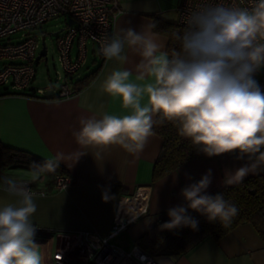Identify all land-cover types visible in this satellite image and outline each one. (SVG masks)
<instances>
[{
  "label": "clouds",
  "instance_id": "obj_1",
  "mask_svg": "<svg viewBox=\"0 0 264 264\" xmlns=\"http://www.w3.org/2000/svg\"><path fill=\"white\" fill-rule=\"evenodd\" d=\"M183 22V31L174 33L179 50L171 53L153 23L138 32L121 28L99 40L100 54L123 66L106 76L100 90L119 99L127 114L80 116L79 127L71 130L78 147L43 163L33 161L34 179L54 173L61 162L71 167L89 153L100 158L114 145L138 154L154 135V125L165 121L206 157L229 154L245 161L224 170V185L241 183L264 165V90L255 78L264 69V0H249L247 6L204 2ZM130 57L137 58L131 68L126 66ZM212 177L208 169L181 189L187 205L168 209L170 220L161 231L198 230L199 221L188 209L224 227L232 223L238 208L223 193L207 194ZM0 193L14 198L0 203V264H44L32 219L36 194L27 181L12 176L0 177Z\"/></svg>",
  "mask_w": 264,
  "mask_h": 264
},
{
  "label": "crops",
  "instance_id": "obj_2",
  "mask_svg": "<svg viewBox=\"0 0 264 264\" xmlns=\"http://www.w3.org/2000/svg\"><path fill=\"white\" fill-rule=\"evenodd\" d=\"M116 1L121 12L115 22L114 33L121 28H132L138 32L143 25L153 23L154 15L174 22L179 4L178 0L174 10L167 11L162 0ZM158 34L168 43L166 35ZM136 59L130 57L126 66L131 68ZM120 67L123 66L119 62L105 58L97 75L85 87L65 98H56V91L51 98L39 99L27 95V92L0 89V143L27 151L43 160L54 157L57 152L74 151L78 146L71 130L79 127L80 116L100 118L104 113L127 114L119 99L100 90L106 76ZM84 75L76 76L73 82ZM42 88L52 90L50 85ZM161 146L162 138L154 133L138 154H130L114 145L97 159L89 153L71 167L61 162L59 166L65 171L63 175L70 182L58 190H52V179L47 175L29 179L35 190L44 191L35 192L37 212L32 218L37 226L35 242L47 240L50 235L59 232L95 231L107 236L112 232L120 198L123 197L119 210V215H122L129 211L125 205L128 197L124 196L131 195L137 187H146L149 193L147 213L112 238V242L128 250L159 219L170 220L168 209L181 205L186 207L187 202L181 195L183 187L198 182L211 169L212 183L206 190L210 195L229 186L223 184L225 169L234 170L245 162L229 154L214 159L194 158L152 182L153 165ZM12 169L6 171L7 176L28 179L14 176ZM29 173L28 176L32 177ZM261 173H264V165L247 176ZM105 195L107 200L103 198ZM11 200L14 198L0 193V203ZM52 242L49 238L44 246L49 250ZM168 256L170 264H264V239L252 224L242 223L218 240L206 237L189 252Z\"/></svg>",
  "mask_w": 264,
  "mask_h": 264
},
{
  "label": "built area",
  "instance_id": "obj_3",
  "mask_svg": "<svg viewBox=\"0 0 264 264\" xmlns=\"http://www.w3.org/2000/svg\"><path fill=\"white\" fill-rule=\"evenodd\" d=\"M204 2L247 6L249 0H179L174 23L186 26L183 17ZM120 12L116 0H0V61H19L0 65V89L27 92V95L39 99L53 97L54 91L56 98L75 94L77 89L73 80L87 63L88 43L92 44V55L104 60L99 52V40L114 34ZM60 15L68 17L66 26L58 32L55 41L60 66L56 77L60 85L57 89L50 85L53 92L46 95V88L34 87L33 84L40 41L30 31L51 17ZM71 19L73 22L70 23ZM18 33L17 40L11 41V36ZM255 78L264 90V69ZM20 180L27 181L34 193L44 192L35 190L32 180ZM69 182L66 175H57L52 190L65 188ZM124 197H128L125 205L129 211L119 216L121 197L109 235L103 236L95 231L59 232L48 237L53 240L49 250L44 246L48 239L37 243L41 245L44 264H170V256L166 254H150L136 244L126 250L112 242L114 235L148 210L149 193L146 187H137L131 195Z\"/></svg>",
  "mask_w": 264,
  "mask_h": 264
},
{
  "label": "trees",
  "instance_id": "obj_4",
  "mask_svg": "<svg viewBox=\"0 0 264 264\" xmlns=\"http://www.w3.org/2000/svg\"><path fill=\"white\" fill-rule=\"evenodd\" d=\"M153 24L156 25L155 31L167 36L169 53L179 50V41L175 39L174 33L182 32L185 26L168 22L157 15H154ZM99 61L94 70L75 82L77 90L85 87L97 75L104 60L99 59ZM156 119L159 118L156 117ZM153 132L162 138V146L154 161L152 182L190 159L217 158H208L199 153L188 139L178 134L177 126L171 122L165 121L155 124ZM33 161L43 163L45 160L27 151L4 146L0 143V177L7 176L6 171L16 167L29 170V165ZM64 172V169L59 166L54 173L46 172L44 175L52 179V186L55 176L64 174ZM217 193H223L224 198L238 208V215L233 218L229 226L224 227L219 222H209L205 216L188 209V214L199 221L198 230L193 231L183 227L172 231H161L159 226L168 221L159 219L153 227L135 240V244L150 254L182 255L189 252L206 237L218 240L242 223L252 224L264 239V173L247 176L241 183L215 190L210 195Z\"/></svg>",
  "mask_w": 264,
  "mask_h": 264
},
{
  "label": "rangeland",
  "instance_id": "obj_5",
  "mask_svg": "<svg viewBox=\"0 0 264 264\" xmlns=\"http://www.w3.org/2000/svg\"><path fill=\"white\" fill-rule=\"evenodd\" d=\"M163 4L167 11L174 10V7L178 0H162ZM68 21V17L65 15L55 16L48 19L46 22H44L42 25L36 27L35 29H32L30 31L31 34L36 35L39 38L40 46L37 49V54L40 51L42 38L44 36V42L47 49L46 58L41 57L40 60L36 61V78L34 80V87H45L51 85L55 89H57L60 85V80L56 77V70L60 69L59 62H58V54L57 50L55 48V41L56 37L59 35L57 32L59 29L64 28L66 26V23ZM20 36V33L11 36V41L17 40V38ZM91 43H88L89 52L87 55V63L84 67H82L79 71V75L88 74L92 70L96 68V64L98 65V57L93 56L91 52ZM92 59L95 60V62H92ZM18 60H1L0 65L4 63H18ZM30 171H27L23 168H13L12 173L14 176L18 177H25L28 179H32L33 177L28 176V173ZM30 174V173H29ZM30 177V178H29ZM40 252L42 254V248H40Z\"/></svg>",
  "mask_w": 264,
  "mask_h": 264
},
{
  "label": "water",
  "instance_id": "obj_6",
  "mask_svg": "<svg viewBox=\"0 0 264 264\" xmlns=\"http://www.w3.org/2000/svg\"><path fill=\"white\" fill-rule=\"evenodd\" d=\"M71 22H73L72 19L70 20V23ZM61 31H62V28L59 29L57 32H61ZM46 54H47V49H46V46H45L44 36H43L40 51L38 52V54L36 55V58H35L36 61L40 60L41 57H45L46 58ZM52 92H53L52 90L45 91V94L46 95H51Z\"/></svg>",
  "mask_w": 264,
  "mask_h": 264
},
{
  "label": "bare ground",
  "instance_id": "obj_7",
  "mask_svg": "<svg viewBox=\"0 0 264 264\" xmlns=\"http://www.w3.org/2000/svg\"><path fill=\"white\" fill-rule=\"evenodd\" d=\"M125 213H126V212H125ZM125 213H124V214H125ZM124 214H122V215H124ZM119 216H121V215H119Z\"/></svg>",
  "mask_w": 264,
  "mask_h": 264
}]
</instances>
